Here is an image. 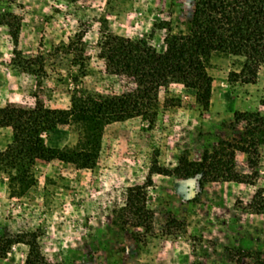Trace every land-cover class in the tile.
I'll return each instance as SVG.
<instances>
[{"label": "rangeland", "instance_id": "rangeland-1", "mask_svg": "<svg viewBox=\"0 0 264 264\" xmlns=\"http://www.w3.org/2000/svg\"><path fill=\"white\" fill-rule=\"evenodd\" d=\"M194 0H0V108L66 110L74 92L121 95L135 85L111 75L99 58L106 35L142 42L161 53L169 34L185 32ZM241 57L213 55L208 111L178 83L158 91L156 118L104 128L96 165L37 162L34 186L12 197L0 168V264H25L35 242L48 264H264V146L253 163L235 157L246 183H202L153 174L145 190L147 232L124 212L127 190L144 186L152 167L173 171L180 158L200 161L205 149L239 139L236 112L264 120V64L254 83L239 74ZM0 128V151L11 139ZM75 124L48 144L72 148ZM202 183V185H201Z\"/></svg>", "mask_w": 264, "mask_h": 264}, {"label": "trees", "instance_id": "trees-1", "mask_svg": "<svg viewBox=\"0 0 264 264\" xmlns=\"http://www.w3.org/2000/svg\"><path fill=\"white\" fill-rule=\"evenodd\" d=\"M159 53L142 42L106 35L100 43L99 58L111 75L126 76L135 88L113 96L74 92L70 108H0V128L11 129V139L0 151V168L9 174L12 197H22L34 186L31 169L37 162L58 160L80 169L93 168L98 160L106 126L140 118L151 126L156 118L157 95L170 83L181 84L192 93L204 111L210 107L213 79L207 72L213 55L244 58L237 75L244 83H254L264 64V0H194L191 20L185 32L169 34ZM234 122L244 123L239 139L219 141L205 149L200 161L180 158L173 170L151 168L146 184L129 188L124 212L135 228L151 229L152 217L146 210L145 190L152 175L177 178L198 176L202 183H246L235 171V157L243 154L253 163L258 147L264 146V120L258 114L236 112ZM75 124L78 140L74 147L59 149L48 144L50 135L61 126ZM201 183V185H202ZM264 207L261 206L263 211ZM25 264H48L35 242H28ZM186 264H202L192 262Z\"/></svg>", "mask_w": 264, "mask_h": 264}]
</instances>
